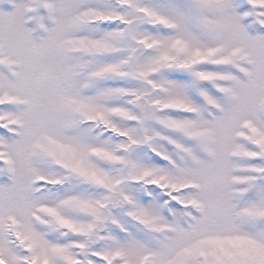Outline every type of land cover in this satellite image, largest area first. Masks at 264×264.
Listing matches in <instances>:
<instances>
[{
  "label": "snow or ice",
  "instance_id": "1",
  "mask_svg": "<svg viewBox=\"0 0 264 264\" xmlns=\"http://www.w3.org/2000/svg\"><path fill=\"white\" fill-rule=\"evenodd\" d=\"M0 264H264V0H0Z\"/></svg>",
  "mask_w": 264,
  "mask_h": 264
}]
</instances>
